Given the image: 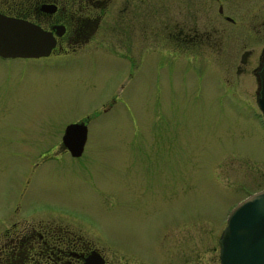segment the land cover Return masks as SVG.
Masks as SVG:
<instances>
[{
    "label": "rangeland",
    "instance_id": "obj_1",
    "mask_svg": "<svg viewBox=\"0 0 264 264\" xmlns=\"http://www.w3.org/2000/svg\"><path fill=\"white\" fill-rule=\"evenodd\" d=\"M245 2L235 10L243 26ZM212 14L210 53L184 59L155 37L145 47L133 37L128 78L124 66L117 73L124 49L92 33H74L81 45L69 54L0 59V242L14 226L48 223L108 264H218L228 210L264 188L253 73L264 30ZM180 17L149 15L146 25ZM88 115L72 156L62 128Z\"/></svg>",
    "mask_w": 264,
    "mask_h": 264
},
{
    "label": "flooded vegetation",
    "instance_id": "obj_2",
    "mask_svg": "<svg viewBox=\"0 0 264 264\" xmlns=\"http://www.w3.org/2000/svg\"><path fill=\"white\" fill-rule=\"evenodd\" d=\"M240 1H246L249 9L247 16L250 23L244 26L235 19L236 6ZM213 10L226 26H252L256 31L264 30V0H0V13L33 22L50 30L55 37L53 47L45 56H0V59H45L52 53L58 56L69 54L81 45L74 40V33H86L87 36L92 33L91 36L98 43L124 49L122 53L125 64H121L117 73H123L120 69L124 66V74L128 78L133 75L131 66L135 62L131 60V56L127 57L126 47L134 41L138 46L144 45L149 36L155 37L156 43L169 44L173 54H179L184 59L194 60L201 53H210L212 45L217 42L212 38ZM167 12L181 17L172 27L161 23L162 25L147 28L149 15L162 17ZM239 14L241 13L237 12ZM131 17H142L139 25L135 26L137 23H132ZM138 20L139 18L136 19ZM56 28L60 29V34H55ZM263 54L264 45L256 59L257 67L253 69L256 79ZM244 61L246 60L242 55L239 62ZM90 116L77 120L87 125ZM19 119L20 117L17 120ZM61 135L59 144L64 148ZM93 248L80 235L65 227L48 223H38L22 229L14 226L11 231L2 232L0 264H83ZM98 253L103 259L102 264H108L104 256L99 251Z\"/></svg>",
    "mask_w": 264,
    "mask_h": 264
},
{
    "label": "water",
    "instance_id": "obj_3",
    "mask_svg": "<svg viewBox=\"0 0 264 264\" xmlns=\"http://www.w3.org/2000/svg\"><path fill=\"white\" fill-rule=\"evenodd\" d=\"M60 34V29H55ZM55 43L50 30L19 17L0 13V56L36 57L49 53ZM255 103L264 118V55L257 72ZM86 137L81 120L69 122L61 135L62 144L71 155H79ZM218 242L219 264H264V188L251 192L228 211ZM92 250L83 264H102Z\"/></svg>",
    "mask_w": 264,
    "mask_h": 264
},
{
    "label": "trees",
    "instance_id": "obj_4",
    "mask_svg": "<svg viewBox=\"0 0 264 264\" xmlns=\"http://www.w3.org/2000/svg\"><path fill=\"white\" fill-rule=\"evenodd\" d=\"M37 258H39L38 255H37ZM38 263H43V261H38Z\"/></svg>",
    "mask_w": 264,
    "mask_h": 264
}]
</instances>
